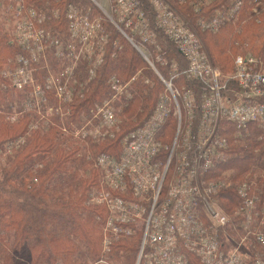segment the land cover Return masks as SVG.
<instances>
[{
    "label": "built area",
    "instance_id": "built-area-1",
    "mask_svg": "<svg viewBox=\"0 0 264 264\" xmlns=\"http://www.w3.org/2000/svg\"><path fill=\"white\" fill-rule=\"evenodd\" d=\"M89 1L152 67L167 91L156 101L145 123L122 137L117 156H96L102 182L91 190L89 201L106 209L102 224L104 246L131 239L138 233L134 264H264V197L252 193L249 181H240L234 187L235 206L230 214L216 200L230 182L215 178L217 167L226 160L228 147L220 135L221 119L236 131L254 125L264 137V69L254 56L237 55L233 72L222 77L184 15L169 0H149L155 12L153 28L140 0H109L111 7L97 0ZM239 2L236 0L234 8L223 15L200 20V27L216 31L224 16L229 18ZM66 16L72 45L60 49V40L53 43L56 35L42 25V11L25 5L17 9V42L23 52L17 58L14 56L13 69L7 77L12 88L29 90L26 109L40 107L45 91L51 87L65 101L70 100L74 91V84L67 88L58 85L60 91L55 88V79L61 84L66 77L72 80L71 69L61 73L64 78L51 75L54 85L43 87L38 81L34 65L45 48L56 49L59 57L65 54L73 61L71 49L76 45L81 52L75 62L88 63L91 58L93 63L95 58L98 64L102 62L108 37L101 24L77 12L76 7H70ZM157 30L187 62L181 68L177 61L167 63L157 54L160 64L169 69L168 78L156 70L146 47L154 44L160 51L155 43ZM180 73L199 81L197 88L177 87L175 81ZM113 82L110 86L114 93L113 88L118 89V85L116 79ZM79 85L83 87V83ZM109 110L98 112L105 124L114 122ZM170 116L176 126L169 141L164 142L163 129L169 125ZM184 118L187 122L182 124ZM231 200L230 197L227 201Z\"/></svg>",
    "mask_w": 264,
    "mask_h": 264
},
{
    "label": "trees",
    "instance_id": "trees-1",
    "mask_svg": "<svg viewBox=\"0 0 264 264\" xmlns=\"http://www.w3.org/2000/svg\"><path fill=\"white\" fill-rule=\"evenodd\" d=\"M22 1L26 6L42 11L45 14L43 27L55 35L60 36L61 33L62 38L68 36L64 7L69 3L82 5L77 0ZM235 2L214 0L211 4L202 5L205 8L201 13L211 17L217 10L227 12L234 8ZM172 3L186 18L196 20L201 15L192 7L187 6L185 11L182 8L185 5ZM140 5L152 26L155 12L151 3L140 0ZM257 6V11L263 8L258 15L253 11L254 0H240L237 9L223 21L217 32H202L207 54L221 69L227 68L233 53L244 49L249 50L264 67V0ZM55 8L60 10L57 18L51 12ZM0 12V264H99L102 224L107 212L104 207L89 201L91 190L101 184V172L94 159L101 152L114 156L119 154L120 137L146 119L151 111L150 100L158 89L144 85V102L138 98L123 107L120 115L124 120L119 124L115 139L97 142L83 135L85 128L81 129L82 124L96 111L93 105L112 95L107 82L109 76L114 73L131 76L139 63L143 64L131 44L105 21L107 29L111 28L115 36L122 39L123 46H114L115 37L110 38L105 44L102 63L95 70L96 76L82 88L74 85L69 102L57 98L55 89L51 87L45 91L40 107L26 109L24 105L28 97L24 91L12 88L8 82V87L2 86L3 82L6 83L2 69L7 65L8 72L13 69V59L20 53V47L13 41L12 30L6 27L8 13ZM156 36L163 59L167 63L177 61L181 68L185 67L187 62L173 43L159 30ZM52 52H46L51 64L48 69L56 74L58 67L67 61L57 64L50 57ZM53 62L56 64L52 65ZM42 65L43 59L34 65V75L41 84L44 82L42 76L48 75ZM156 68L164 73L167 67L157 64ZM71 78L74 80V74ZM87 78L80 79L79 83ZM181 83L194 90L200 82L180 73L175 85L180 87ZM156 86L161 88L158 83ZM48 107L51 109L47 113ZM169 122L171 126L167 132L171 133L175 123L173 116ZM239 141L236 140L235 147H228L226 160L219 165L217 172L221 174L234 169L236 161L241 160L238 171L247 170L259 175V170L264 168V142L252 141L241 151ZM247 174L241 178L245 179ZM260 182L264 183V180ZM219 195L227 212L232 211L235 206L234 187L229 185ZM261 196L264 197V193ZM230 197L232 200L228 202ZM130 243L126 239L115 241L110 260L115 264H130V255H127Z\"/></svg>",
    "mask_w": 264,
    "mask_h": 264
},
{
    "label": "rangeland",
    "instance_id": "rangeland-1",
    "mask_svg": "<svg viewBox=\"0 0 264 264\" xmlns=\"http://www.w3.org/2000/svg\"><path fill=\"white\" fill-rule=\"evenodd\" d=\"M19 1H20L19 3H16L13 0H6V1L0 0V11L7 12L8 13L7 15L9 16L8 20H6V27L8 29L10 28L12 30V32H13V41H15V43L17 45H19L18 42H17V39H19V36H20V31H18V33L16 31V29H17L16 28V21L18 19L17 18V9H21L25 5L22 0H19ZM77 1H79L78 3H81L82 5L80 6V5H77V4L74 5L72 3H69V4H67L64 7L63 14H64V17H65L66 21H67L66 13L69 10V8L70 7H72V8L76 7L77 8V12H80L81 14L86 15L91 21H96L97 20L101 24L102 29H103V33L106 34L107 37H108L106 43H104V44H107V42L110 40V38L112 39V36H113V37H115L114 40H113V45L116 46V47H119V48L121 46H123V42L121 41L122 39L120 37H118L117 35H116L117 36L116 37L115 34L113 33V31L111 30V28L107 29V27H106V25L104 23L106 20H105V17L103 15V13L101 11H98V10L95 9V7L92 5V1H89V0H82V2H81V0H77ZM97 1L99 3H101L102 5L105 4V5H108L109 7H111V3H110L109 0H97ZM213 1L214 0H185V1H182V0H177V1L176 0H169L168 1L169 3L176 2L177 5H180V6L181 5H185V6L182 7L185 11H186V7L187 6L188 7H192L193 9L196 10V13H198V15L201 14V15L196 17L197 18L196 20H191L189 18H186L185 15L183 16V14L179 11L181 9L178 6L176 8V6H174V4L172 3L173 7H175V9L182 14L183 18L186 20L188 25L193 29L195 34L198 36V38L201 41V43H202V45H203L205 50H207V49L205 47V44H204V42L202 40V36L201 35H202V32H207V30H204V29H202L200 27L199 22H202L200 20H206L207 21V20L215 18L216 16L223 15V12L220 11V10H217L216 14L215 15L212 14L211 17L207 16L206 14H202L201 13L203 8H205L202 5L206 6L207 4H211ZM254 2H255V9H253V11L255 12L256 15H258V14H260L263 11V8H261L259 10V11L262 10L259 13V11L256 10V7H258L257 5H260L263 2V0H254ZM257 2H261V3H257ZM26 7H28V6H26ZM78 9H79V11H78ZM51 12H52V16H54L55 18H57L59 16V14H60V10L58 8H55ZM182 12L185 13L184 11H182ZM23 13H24V11H23ZM0 14H1V12H0ZM186 14H189V12L188 13L186 12ZM227 19H229V18L224 16V19H222V23H223V21H225ZM247 19L248 18L246 16V20ZM151 28H153V25L151 26ZM217 30L215 32H217ZM67 31H68V34H69L70 30H69L68 23H67ZM117 32H118V34L121 37H123L122 34L119 31H117ZM61 36H62L61 33H60V36H59V34H57L55 36V38H54V41H53V43H55L56 39L60 40V43L58 44L60 49L65 48V47H69V46L72 45L71 44V40L69 39L68 36L65 37V38H62ZM52 37H54V36H52ZM124 40H126V39L124 38ZM155 43H156V40H155ZM146 47L150 49L149 57L153 61V63L155 64V67L157 66V64L162 67V65L160 64V62L156 58V55L159 54V52H158V50H156L154 44H147ZM51 50H53L51 47L45 48L43 50V52L40 54L39 61L37 62V64L40 63V59L44 56V53L46 51L48 52V51H51ZM104 50H105V45H104ZM71 51H72V54H73V55H71L73 61L71 60L70 56H65V54H64V56L62 58H59L60 53L57 54L56 49H54L52 54H50V57L57 64L58 63H60V64L63 63L65 61V59L67 61V63H65V62L63 63V66L58 67V73L60 72L59 74L58 73L55 74V73L52 72V70L48 69L50 67V65H51L50 62H49L50 58H48V54L45 53L46 55H45V57L43 59L42 68L47 69V72H48L49 76H47L46 79H44L45 82L43 83V87H48V85L49 86L50 85H54V83L52 82L53 77L51 75H58V79L59 78H64L63 76H61V73L65 72L67 69H71L72 70V75L74 74V80L69 81L70 77H68V78L66 77V78H64V82L61 84L59 81H56V79H55V82H56L55 88L57 90H59V86L58 85H61L62 86L61 88H67L68 85L73 86V84L77 85L79 87L80 86L79 85L80 79H84V78L88 77L83 82L82 86H84L88 82V80L90 78H92L93 76H96L95 70L97 69V67L102 62L100 64H98L96 58L94 60V63L92 61V58L90 59V61H88V63H84L83 61H85V60H81V61L75 62V59L78 57V55L81 52V50H80L79 47L74 45V48L71 49ZM22 52H23V50L20 48V53H22ZM20 53L18 55L17 54L15 55L16 58H17V56H21ZM95 54H98V53L96 52ZM103 54H104V51L101 54L102 60H103ZM137 54L139 56L140 61H142L143 64L139 63L138 68L131 74V76L119 75L117 73H114L113 75L109 76L110 78H109V80L107 82L109 84H110V82L114 83L113 79H116V83L118 85V89H116V87H115V89L112 87L115 92L113 93L112 89H110L111 92H112L111 96L109 95L107 98H105L101 102L95 103L93 105V107L96 108V111L94 110V115H92V117L90 119H88L87 121H85L82 124V128L81 129L85 128V130L83 131V135H88V136L92 137L94 141H97V142H103L106 139H113V138L115 139L116 131H117V129H119V124H121L122 120H124V116L120 115L121 110L123 109L124 106L125 107L129 106V103L131 101L137 100L138 98H140V99L142 98L141 101L144 102V99H143L144 98L143 97L144 92H143V89H142V87H144V85H147L149 88H152V89H154V87H157L158 92L155 93L154 98L150 100L151 111L149 112L148 116L146 117V119L144 121H142L141 124L139 123V125H137L136 127L141 126L142 124L145 123V121L151 115V113L153 111L152 107L154 106L156 101L161 96H163L164 94L167 93L165 85L161 81V79L159 78L157 73L152 69L151 66H149V64L141 57V55L138 52H137ZM233 54L234 55L232 56L230 63L227 65V68H225L224 70L221 69L215 62H213L210 59L212 65L215 67V69L217 71L220 72L222 77H224L225 75H228V74L233 72L234 58L237 55H251L252 53L249 50L244 49V50H239V51H237V52H235ZM79 59H83V58H79ZM257 61L259 62L261 69H264V67L262 66L261 62L259 60H257ZM55 62H53L52 65L56 64ZM83 64H85L84 67H82ZM7 70H8V65L2 69V71H4L3 72V77L6 79L5 80L6 83L3 82V84H2V86H4V87H8L9 86L7 84V82L9 83L7 75H10L11 73H9ZM87 70H88V73H91V71H94L92 73L93 76H89V75L86 76L87 75ZM156 70L165 78H168V76L170 74L168 68L164 69V73H161V71H159L157 68H156ZM175 82H177V80ZM156 83H158L161 86V88L156 86ZM181 84L183 85L185 83H181ZM182 85H180V87ZM24 93H25V96L28 97L27 100H26V102H27L29 97H30L29 91H24ZM57 98L61 99V97H59V96H57ZM62 101L63 102H69L70 100H68V101L62 100ZM109 108L113 112L112 115H113L114 122L112 124H105L104 118L101 116L102 113L100 112V115H99L98 112H99V110H103V111L104 110L105 111L109 110ZM50 109L51 108L48 107L46 112L48 113V111H50ZM91 111H92V109H91ZM186 122L187 121L184 118L182 124H185ZM169 125L171 126L170 122H169ZM169 125L167 127H165L166 129L164 128V131H165V134H166L162 138V140L164 142H168L169 141L171 135L174 132L176 123L173 124L172 129H171V133L167 132V128H170ZM219 129H220V135L226 140L228 147H232V146L235 147L236 140H240L239 142H240V145H241V151L243 149H246L247 145H249V143L252 142V141L260 142V143L264 142V137H263L262 131L259 128H257L256 126H254V125L248 126L247 130L236 131L234 129V127L229 122H227L226 120H222L221 119L220 123H219ZM127 132H129V131H127ZM126 133H124L120 137V139H119L120 145H121V139ZM228 147H227V149H228ZM226 152H227V150H226ZM99 154H105V152H101ZM243 161H247V159L246 160L243 159ZM239 162H241V160H237L236 161L234 166H237V167L234 168V169L230 168L225 173H221V174L217 172L216 175H218V176H216L215 178L229 181L230 185L233 186V187H235V185L237 183H239L241 180H247V181L250 182V184L252 186V193H255V194L264 193V183L260 182L261 180H264V168L259 170L260 171L259 175L252 174L251 172H246L247 170L246 171H241V170L238 171V166L241 164ZM96 167H98V166L96 165ZM219 169L220 168L217 167V171ZM248 169L252 170V168H249V167H248ZM99 170H100V168H99ZM100 172H101V170H100ZM245 173H248L246 175V178L245 179L241 178V176H243ZM236 174H237L238 177L236 176ZM220 176H224V177H220ZM100 182H102V172H101ZM216 200L222 205V208L225 209L223 204H222L223 199L221 197H218ZM228 213L231 214V210ZM137 231H138V229H137ZM137 237H138V233L133 235L131 237V239H126L129 242H131L130 244H128V250L129 249L130 250H129V253L127 254V255H130V258H131L130 264H134V260H135V256H136V252H137V247H138ZM113 239H117V238H113ZM113 243L111 245H109L108 247H105L104 244H103V232H102L100 258L97 261L99 264H115L114 261L110 260ZM134 246H135V249H133Z\"/></svg>",
    "mask_w": 264,
    "mask_h": 264
}]
</instances>
